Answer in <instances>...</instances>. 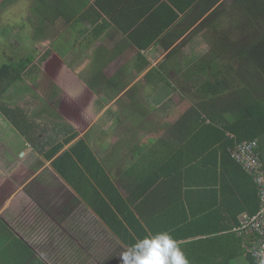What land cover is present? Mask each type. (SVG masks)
Instances as JSON below:
<instances>
[{
  "label": "crops",
  "instance_id": "0c3cea01",
  "mask_svg": "<svg viewBox=\"0 0 264 264\" xmlns=\"http://www.w3.org/2000/svg\"><path fill=\"white\" fill-rule=\"evenodd\" d=\"M0 3L20 10L6 22L8 34L0 31V49H6L0 69L32 55L23 78L44 82L41 89L31 83L24 91L0 88V264H7L4 257L8 264H55L50 257L67 255L85 264L94 247L108 258L119 255L113 248L124 252L129 246L109 226L101 198L118 204L123 224H152L161 232L197 221L220 225L237 214L232 179L239 173L218 134L200 129L211 123L207 111L235 118L229 97L242 86L241 76L254 80L238 71L241 60L223 51L247 32L241 0ZM6 95L27 129L4 113ZM79 140L89 146V165L78 161L71 169L64 162L57 169L54 161ZM259 144L264 154V140ZM32 208L39 216L26 220ZM251 235H245L247 251ZM179 242L189 264H219L222 252L234 256L230 264H251L246 254L235 256V247L225 251L206 235Z\"/></svg>",
  "mask_w": 264,
  "mask_h": 264
},
{
  "label": "trees",
  "instance_id": "16d2710c",
  "mask_svg": "<svg viewBox=\"0 0 264 264\" xmlns=\"http://www.w3.org/2000/svg\"><path fill=\"white\" fill-rule=\"evenodd\" d=\"M244 6V15L241 18V25L247 32L243 33V40L235 47H225L223 51L232 57L241 60L238 71L241 74H252L254 75V80L247 79L245 76L242 78V86H236L235 94L230 96V102H232L231 111L235 118L230 119L229 112H218V111H207L205 112L207 117L211 120L210 124L202 126L200 130H208L209 134L217 136V140H221L222 146L225 150L224 155L229 160V166L233 167L239 174L232 179L234 185V190H236V199L240 202L241 206L239 211L235 216L227 217L226 223L216 224L213 222L199 223L192 222L189 224H179L166 227V232H170L174 238H178L177 241H186L188 239H193L196 236H205L208 238L212 244L224 243V250L227 251L230 246L235 247V256L246 254V259L254 264V259L251 256L249 250L244 248V244L247 241L245 231L238 230L242 222L239 220L238 216L242 213H246L247 216L255 215L261 208V195L260 187L255 181V178L248 173L243 167L232 157L231 148L234 146L236 141H246V140H257L261 143L264 140V0H241ZM251 20V21H250ZM255 20L258 21V26L255 24ZM254 25V32L251 35L248 31L250 25ZM255 25L257 28H255ZM256 30V31H255ZM250 35V36H249ZM221 50L219 51V54ZM34 57L29 55L26 58H22L14 62L13 64H8L0 69L1 74L6 78L3 80L1 76L0 88L10 89L12 87L16 88L20 82H24V78L20 76L22 72H26L30 65H32ZM226 70L224 72L229 73L232 64L224 65ZM30 69V68H29ZM28 71V70H27ZM223 72V71H221ZM16 73V74H15ZM14 74V75H13ZM11 78V79H9ZM224 82V81H223ZM222 81V87L224 86ZM227 82V83H226ZM226 85H230V80L225 81ZM237 83V82H236ZM26 88H21L18 90L24 91L28 90L29 85H25ZM229 87V86H228ZM231 89V88H230ZM6 97V96H5ZM5 97L3 100H5ZM0 99H2L0 97ZM9 101L5 100L2 102L1 107L4 113L13 120V122L21 127L23 130L29 127L28 121L23 117L25 116L21 109H11L8 107ZM19 111V112H17ZM199 118L200 115L199 114ZM203 119L201 121H205ZM201 125V124H200ZM222 127V128H221ZM227 132L233 134L228 135ZM69 141V140H67ZM262 146V144H261ZM62 144L55 147L49 158L53 157L61 148ZM259 156L263 163L264 168V154L260 150V144L258 147ZM91 155L89 146L84 140H79L74 146L69 150L65 151L61 156H59L54 161V166L59 170L63 169L62 165L65 162L67 168L74 169V167L79 166V162L89 165V159L86 158L87 154ZM90 157V156H89ZM91 162H95L94 158H91ZM101 200L106 204L108 212L110 213V218H106L109 226L113 231L119 236H121L128 246H131L137 239L143 238L146 235H153L161 231H157L156 227L152 224H142L139 225L123 224L121 220L120 213L122 210L120 207L118 211H115L114 204H118L112 200L113 205L111 206L105 199ZM98 204L101 203L98 201ZM102 212V210H100ZM228 212V211H227ZM232 212V210H231ZM211 215V214H210ZM212 216V215H211ZM218 236H212V235ZM181 239V240H180ZM256 236L251 235V243H255ZM184 248V246H180ZM221 261L219 264H230L233 259V255L227 252L221 253ZM79 256L67 255L62 257H57L60 264H74V260ZM51 260L57 264L56 258L50 257ZM4 260L9 262V258L4 257ZM216 261V260H215ZM121 259L118 256L110 257L108 264H120Z\"/></svg>",
  "mask_w": 264,
  "mask_h": 264
},
{
  "label": "built area",
  "instance_id": "2783aa9c",
  "mask_svg": "<svg viewBox=\"0 0 264 264\" xmlns=\"http://www.w3.org/2000/svg\"><path fill=\"white\" fill-rule=\"evenodd\" d=\"M257 140L236 141L231 148L232 157L250 173L260 187L261 208L253 216H246L238 230L256 236L255 243H251L249 252L254 264H260L264 256V168L258 151Z\"/></svg>",
  "mask_w": 264,
  "mask_h": 264
},
{
  "label": "clouds",
  "instance_id": "9594fccd",
  "mask_svg": "<svg viewBox=\"0 0 264 264\" xmlns=\"http://www.w3.org/2000/svg\"><path fill=\"white\" fill-rule=\"evenodd\" d=\"M120 259L121 264H189L180 242L166 231L137 239ZM260 264H264V256Z\"/></svg>",
  "mask_w": 264,
  "mask_h": 264
},
{
  "label": "rangeland",
  "instance_id": "374dc122",
  "mask_svg": "<svg viewBox=\"0 0 264 264\" xmlns=\"http://www.w3.org/2000/svg\"><path fill=\"white\" fill-rule=\"evenodd\" d=\"M16 3H19V1H17ZM19 8H21V7H19ZM17 12L19 13L20 12V10L18 9V7H17V5H15V4H13V5H9V6H5L4 4H1L0 3V24L2 23V22H4V24H2V25H0V31L1 30H6V32H5V34H8V31L10 30V27H9V25L6 23L10 18L12 19L13 17H14V15L16 14L17 15ZM17 19L18 20H20V17L18 16L17 17ZM9 22H11L10 20H9ZM4 25V26H3ZM21 35V34H20ZM1 36V35H0ZM12 50H16L17 51V54H19V52H21V51H24V50H20V49H14V48H11V51ZM2 51H6V49L5 48H1L0 49V52H1V54H0V66H1V63H3L4 62V60L6 59H4L3 60V57H2ZM8 51H10V50H8ZM31 50H28V52H30ZM237 68V67H236ZM16 74V73H15ZM20 76H25V77H27L26 75H25V71L24 72H22L21 74H20ZM29 83H31L32 85H30L31 87H36L37 89H41V88H43L44 87V82L43 81H38V85H37V82H34V81H32V82H26V81H24L23 83L22 82H20L19 84H18V86L16 87V88H18V89H21V88H26L25 87V85L26 84H29ZM46 84V83H45ZM27 87V88H31V87ZM8 96L9 95H6V97H5V100H8L9 101V98H8ZM2 169H4V167H2L1 165H0V171L2 170ZM7 178V172H5V173H3V175H2V177H1V179H6ZM7 185H8V181H7ZM37 194H39V193H37ZM2 196V195H1ZM31 213H30V215H29V213H28V215H27V217H26V220H28V219H30V218H33V219H35L37 216H39V208H36V209H34V208H32L31 210ZM74 230V227H72L71 225H69L68 227H67V230ZM99 245H100V247H104L105 246V243L104 242H102V241H100L99 242ZM112 248V247H111ZM114 250H113V252L114 251H116V252H118V251H120L119 252V255H117L118 257H120V254H121V252H122V250L121 249H116V248H113ZM111 250V249H110ZM93 251H95V252H92V256H86V258H83V259H85V264H103V261H105V260H107L108 259V262H109V260H110V258H108V257H103L102 255L100 256V251H98V249L96 248V247H94L93 248ZM97 252V253H96ZM116 252H115V254H116ZM96 254H98L100 257H98V256H96ZM82 261H84V260H82ZM70 264H71V261H70Z\"/></svg>",
  "mask_w": 264,
  "mask_h": 264
}]
</instances>
